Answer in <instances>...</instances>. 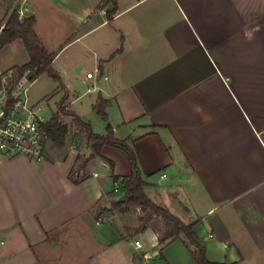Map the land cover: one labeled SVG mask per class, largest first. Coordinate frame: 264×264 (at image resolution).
<instances>
[{"label": "crops", "instance_id": "0c3cea01", "mask_svg": "<svg viewBox=\"0 0 264 264\" xmlns=\"http://www.w3.org/2000/svg\"><path fill=\"white\" fill-rule=\"evenodd\" d=\"M115 1L108 19L109 0H0V23L11 10L33 17L61 80L56 101L132 148L145 194L194 222L208 262L264 264V0ZM14 42L25 59L6 70L29 59ZM90 154L86 142L0 161V264L142 263L125 233L136 221L93 220L121 196L111 175H131L128 157L105 145L113 170L99 157L83 168ZM139 237L147 264H197L183 236L162 247L151 227Z\"/></svg>", "mask_w": 264, "mask_h": 264}, {"label": "trees", "instance_id": "16d2710c", "mask_svg": "<svg viewBox=\"0 0 264 264\" xmlns=\"http://www.w3.org/2000/svg\"><path fill=\"white\" fill-rule=\"evenodd\" d=\"M112 4L111 10L107 13L109 17L116 10V1L109 0ZM35 21L33 17L28 16L24 19H20L17 11H13L9 14L8 20L0 31V48L12 42L15 39H20L28 54V62L20 67H13L15 81L20 79L25 72L31 73V78L36 80L39 76L46 74L54 82L59 83L61 87V80L58 74L52 68V62L54 55L49 54L39 39L37 38L33 25ZM0 23V27H1ZM119 52V51H118ZM117 52V53H118ZM66 97L61 101V106L58 108L57 113L53 114L48 122L43 125V128L48 133L49 142L56 149H61L65 145V139L68 135V127L63 122L62 117L70 116L72 118V124L81 131L87 144L90 145L91 154L82 163V167L85 168L87 163L95 157H99L110 166L113 170V162L107 160L101 155V150L105 145L112 146L123 150L129 160L131 175L129 177H118L114 174L111 175L113 184L117 187L119 193L124 197L123 201L118 202L116 199L110 203V209L104 206V210L111 212L112 210L120 209L126 206L123 212H127L128 206L140 208L145 213L143 217L138 218V227L134 230L136 234L144 233L148 227V223L154 221V218H158L161 222H154L152 229L156 233L161 235L158 237V244L162 247L167 241H174L184 237V244L194 247L191 251V255L197 264H213L207 261L205 257V248L202 246L193 231L194 222L191 224H185L180 219L170 214L168 211L162 209L158 205L154 204L145 194V188L148 184L143 180L141 171L138 167V159L132 148H130L125 141H119L113 137V132L110 127L106 129L104 136L96 135L92 132L88 123H85L79 119L75 114L70 113L62 107ZM108 105L106 100L98 98L97 104L93 110L104 121H107L105 109ZM80 156H77V160ZM74 184L79 183L78 180L71 179ZM160 217V218H159ZM161 224V228L158 227ZM237 264V263H232Z\"/></svg>", "mask_w": 264, "mask_h": 264}, {"label": "built area", "instance_id": "2783aa9c", "mask_svg": "<svg viewBox=\"0 0 264 264\" xmlns=\"http://www.w3.org/2000/svg\"><path fill=\"white\" fill-rule=\"evenodd\" d=\"M17 13L20 19L24 16L22 11ZM101 14L107 16L106 11H101ZM5 23L6 20L1 25L0 31ZM86 79H94V73H87ZM34 81L30 72H25L15 81L12 70L0 69V161L18 156L35 161L44 158L49 143L48 133L43 128L46 121L38 114L36 105L29 103L28 96L29 88ZM208 237L211 238V235ZM2 244L3 242L0 241V245ZM134 247L137 250L141 249L142 244L135 241ZM151 254H143V263L154 259Z\"/></svg>", "mask_w": 264, "mask_h": 264}, {"label": "rangeland", "instance_id": "374dc122", "mask_svg": "<svg viewBox=\"0 0 264 264\" xmlns=\"http://www.w3.org/2000/svg\"><path fill=\"white\" fill-rule=\"evenodd\" d=\"M60 2H62V1H60ZM12 12H13V10H11L7 14H5L3 22L5 20L6 21L8 20L9 14H11ZM22 18L23 17H21V19ZM3 22H2V24H3ZM24 59H25V51H24V48H22L21 43H19V42H14L11 45H7V46L5 45V46L0 48V69L1 70H6L8 67H10L12 65H18L19 63H22V61ZM59 60H60V62H63V55L60 57ZM10 70H12V69H10ZM57 91H58V89H57L56 82H54L46 74L39 76L33 82L31 87L29 88L28 96H29L30 102L33 104H36L37 107L38 106L43 107V111H41V113L39 115L42 118V120H44V121H48L53 114L57 113L58 108L61 106V101L64 97H62L60 100L56 101ZM86 100H87V97H85V99H83V102L85 103ZM62 107H64L65 110L67 111L65 101H64ZM62 120L68 127V135L65 139V144H67L68 146L75 144V145L83 148V145L86 143L84 134L81 131H79L77 128H75V126L72 124V118L70 116L62 117ZM53 149H56V148H54L52 146V144L49 142L46 146L45 153L47 154ZM116 199L117 198L114 196V198L111 201H109V200L103 201V202L98 204L97 208L100 209L101 213L96 212L95 216L93 217L94 223L100 224V223H103L104 221L108 222V218L110 217V213L114 217L117 216V218H115L116 220H118V218L120 219V220H118L119 223H124L126 225H130L129 219L136 221L135 227L134 228H129V227L126 228L125 233H126L127 237L130 238L133 243L135 241H138V242H140V244H142V248L138 249V251L140 253V258L142 260L143 254H150L151 251L146 252L144 250L146 248H148L149 245L151 246V242L150 241L146 242L145 240H142L139 237V234H136L134 230L139 225L138 218L143 217L145 215V213L142 212L140 208H136L133 206H128L127 212L122 211L126 208V206H123L117 210H112L111 212L105 211L104 210L105 203L108 202L110 204L111 202H114ZM98 209L96 211H98ZM121 219H123V220H121ZM113 220H114V218H113ZM154 222L159 223V222H161V220L158 218H154V221H151L148 223V227L152 228V224ZM158 227L161 228V224H158ZM157 235L159 237L161 234L157 233ZM69 238L70 237H68L67 240H69ZM71 243H73V245H74V241ZM158 258H159V256L156 259H158ZM141 264H147V263H143V260H142Z\"/></svg>", "mask_w": 264, "mask_h": 264}, {"label": "water", "instance_id": "95a60500", "mask_svg": "<svg viewBox=\"0 0 264 264\" xmlns=\"http://www.w3.org/2000/svg\"><path fill=\"white\" fill-rule=\"evenodd\" d=\"M123 200H124V197L120 196L117 201L120 202V201H123Z\"/></svg>", "mask_w": 264, "mask_h": 264}]
</instances>
